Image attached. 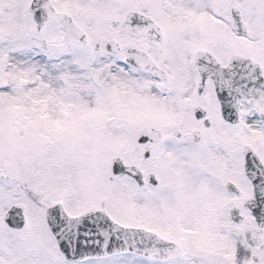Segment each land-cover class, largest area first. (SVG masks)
I'll return each mask as SVG.
<instances>
[{"label": "snow or ice", "instance_id": "1", "mask_svg": "<svg viewBox=\"0 0 264 264\" xmlns=\"http://www.w3.org/2000/svg\"><path fill=\"white\" fill-rule=\"evenodd\" d=\"M0 264H264V0H0Z\"/></svg>", "mask_w": 264, "mask_h": 264}]
</instances>
